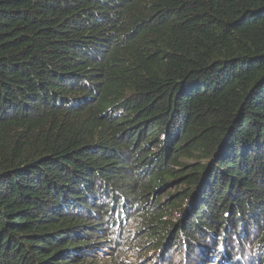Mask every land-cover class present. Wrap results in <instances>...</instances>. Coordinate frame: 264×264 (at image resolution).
<instances>
[{
	"label": "trees",
	"instance_id": "1",
	"mask_svg": "<svg viewBox=\"0 0 264 264\" xmlns=\"http://www.w3.org/2000/svg\"><path fill=\"white\" fill-rule=\"evenodd\" d=\"M139 245L264 264V0H0V264Z\"/></svg>",
	"mask_w": 264,
	"mask_h": 264
},
{
	"label": "rangeland",
	"instance_id": "2",
	"mask_svg": "<svg viewBox=\"0 0 264 264\" xmlns=\"http://www.w3.org/2000/svg\"><path fill=\"white\" fill-rule=\"evenodd\" d=\"M188 163L190 164V166H194L195 165V162L194 161H189ZM208 163H209L208 160H204V161L200 162L201 165H206ZM184 189H185L184 186H182V187L178 188V191L172 193V195L174 194V195L178 196V198H180L181 196L178 195V194H180L179 191L184 190ZM167 191L168 190H166L165 192H163L162 195H165L167 193ZM175 200L176 199L174 197L173 201H171V202L173 203ZM186 203H187V201H184L183 200V202H180V204L177 205L176 208L174 206V207H171L169 210H166V216H167L166 219L171 220V221L174 222L175 219L179 216V211L180 210H183L185 208ZM152 205H154V204H152ZM159 206H160V208H166V207H169V204H167V201L164 200V198H163V201H161V203L159 204ZM140 233H137L136 234V237L138 236V238H140V235H139ZM142 243L143 244H146L145 241H143ZM157 247H158V244L155 241H150L149 245L147 246V249L150 252H153V249L155 250V248H157ZM128 252H129L128 257H129V261L131 262V264L137 263V262H140L139 264H147V262L149 260H152L153 257H154V255L153 256H149L147 259H145L144 261H142L143 260L142 256L144 255V252L141 250L140 245L138 247L136 246V248H132ZM175 253L176 252H173V254L171 256L173 263L174 264H182V262H181L182 257L179 254H175ZM161 255L162 254L160 253V256L159 257H161Z\"/></svg>",
	"mask_w": 264,
	"mask_h": 264
}]
</instances>
